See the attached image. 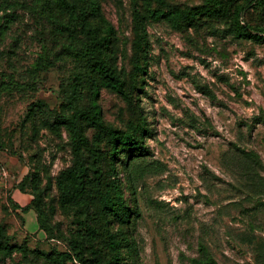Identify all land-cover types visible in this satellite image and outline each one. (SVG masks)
Wrapping results in <instances>:
<instances>
[{"label":"rangeland","instance_id":"1","mask_svg":"<svg viewBox=\"0 0 264 264\" xmlns=\"http://www.w3.org/2000/svg\"><path fill=\"white\" fill-rule=\"evenodd\" d=\"M93 1L113 31L92 15L89 20L107 38L104 54L124 71L130 96L126 101L101 88L104 122L128 131L139 107L152 130L145 139L152 155L136 173L135 195L117 164L126 200L140 211L132 229L123 226L134 247L122 253L121 264H195L203 255L215 264H264V43L233 32L264 36V4ZM172 9L207 14L179 29L145 15ZM84 35L57 6L45 15L35 0H0V222L10 244L29 250L26 257L0 253V264H50L43 255L70 251L78 234L82 207H63L58 187L72 163L70 136L45 124L88 105L93 66L77 57ZM141 37L148 42L147 59L138 48ZM40 56L50 68L36 70ZM142 65L146 71L139 73ZM84 132L91 141L95 131ZM109 149L103 139L104 171ZM88 212L99 215L95 204ZM94 246L100 252L96 264H111L104 239L94 237Z\"/></svg>","mask_w":264,"mask_h":264},{"label":"trees","instance_id":"2","mask_svg":"<svg viewBox=\"0 0 264 264\" xmlns=\"http://www.w3.org/2000/svg\"><path fill=\"white\" fill-rule=\"evenodd\" d=\"M78 6L68 0H35V5L40 12L49 15L51 8L57 6L69 14L73 26H78L84 32L85 40L77 51L80 61L92 62L93 77L91 80V91L88 105L85 109L74 110L69 116L58 114L52 123L45 126L54 134H59L63 127L67 130L71 140L72 163L69 169L64 171L58 178V187L62 191V206L82 207L80 222L77 226L78 234L71 243L68 252L52 249L43 255L46 262L50 264H93L98 263L100 252L94 246V237L104 239L107 251L110 254L111 264H121L122 253L131 251L134 247V240L126 230L132 229L134 221L140 217V211L136 208V203L129 205L120 178L117 164L120 163L126 172L129 190L135 195L134 180L137 171L142 170L141 163L146 157L151 156V150L147 146L145 139L152 135V130L148 127L146 116L138 107V121L130 127L128 131L119 130L107 125L102 116L99 105L100 89L105 88L123 100L129 101L130 96L127 91V82L122 69H117L106 58L107 38L100 35L98 29L90 22V15L98 18L106 25V30L112 32L111 25L105 20L99 11L97 3L93 0H77ZM259 4H264V0H257ZM251 1L247 6L251 5ZM242 10L246 6H241ZM212 13L217 9L210 10ZM207 12L201 9L168 11L149 10L145 13L146 18L154 21H164L171 28L179 29L183 23L192 24L193 21ZM69 27V25H68ZM142 28V27H141ZM234 36L239 38H249L258 43H264V36L261 34H251L250 32L233 30ZM145 30H143V35ZM144 39V40H143ZM144 41V43H143ZM138 48L147 59L148 42L141 37ZM36 70H45L51 67V62L42 56L35 62ZM137 71L144 73L146 66H138ZM81 78V73L77 75ZM84 127L92 128L95 134L90 141L84 132ZM105 139L110 144L108 169H102V153L100 143ZM84 153H88L91 162L86 160ZM123 154V157H122ZM248 154H245L247 156ZM251 156V155H250ZM95 204L99 210L98 216H91L88 206ZM34 208L38 212V218L46 220V214L35 204ZM31 209V208H29ZM95 221L93 224L92 221ZM118 227L113 229L112 226ZM123 226H126L125 230ZM46 233L51 234L53 229L42 224ZM20 253L26 257L29 250L24 245H12L9 243L7 227L0 222V253L5 257H11L14 253ZM89 252L92 259L87 258ZM195 264H215L212 257L203 255L193 259Z\"/></svg>","mask_w":264,"mask_h":264}]
</instances>
